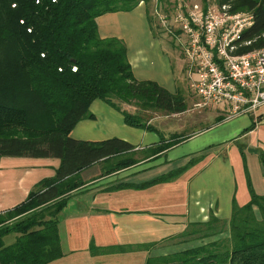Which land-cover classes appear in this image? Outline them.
Instances as JSON below:
<instances>
[{"label":"trees","instance_id":"16d2710c","mask_svg":"<svg viewBox=\"0 0 264 264\" xmlns=\"http://www.w3.org/2000/svg\"><path fill=\"white\" fill-rule=\"evenodd\" d=\"M139 1L0 0V159L24 156L59 161L54 175L40 180L22 202L0 213V264H49L62 257L58 214L70 192L83 185L80 172L97 162L105 164L104 174L136 162L131 153L134 146L123 139L93 142L70 136L80 120L94 117L89 110L93 100L119 111L127 125L149 130L152 126L143 113L186 110L182 94L134 77L122 40L98 33V16L130 11ZM157 1L156 10L169 11L178 0ZM214 2L229 4L232 12L253 14V24L237 42V53L264 47V0ZM146 13L152 26L148 9ZM124 106L142 113H130ZM181 139L175 135L146 153L156 155ZM191 163L149 183L170 180ZM246 176L250 199L242 206L233 201L228 237L151 256L145 264H264V194H256ZM216 221L206 223L203 237L218 233ZM12 233L14 241L5 244L3 238ZM127 247L90 244L89 249L103 254L124 252Z\"/></svg>","mask_w":264,"mask_h":264},{"label":"crops","instance_id":"0c3cea01","mask_svg":"<svg viewBox=\"0 0 264 264\" xmlns=\"http://www.w3.org/2000/svg\"><path fill=\"white\" fill-rule=\"evenodd\" d=\"M96 23L100 37L124 42L135 78L155 81L171 93L180 91L179 66L155 34L143 5L104 13ZM102 103L100 99L92 101L89 110L94 117L80 120L70 136L93 142L118 136L134 146L131 153L136 162L105 174L97 162L80 172L81 189L71 193L58 214L63 256L49 264H145L151 256L226 238L233 201L242 206L250 199L246 173L254 192L264 194V163L260 159H264V104L234 117H227L226 105L198 109H210L199 115L205 125L179 132L168 126V120L187 110L143 113L152 126L149 130L127 125L119 111ZM99 107L103 109L100 114L96 111ZM130 108L125 109L142 113ZM175 135L182 138L178 143L156 155L146 153ZM190 160L192 163L174 178L149 183ZM58 163L56 158L2 157L0 213L22 202L40 180L54 175ZM212 218L217 220L214 230L218 233L203 237ZM90 244L126 245L128 250L96 254L90 251Z\"/></svg>","mask_w":264,"mask_h":264},{"label":"built area","instance_id":"2783aa9c","mask_svg":"<svg viewBox=\"0 0 264 264\" xmlns=\"http://www.w3.org/2000/svg\"><path fill=\"white\" fill-rule=\"evenodd\" d=\"M155 14L161 26L180 34L197 109L226 105L227 117H234L264 104V47L237 53L242 31L253 24L251 12H232L212 0H178Z\"/></svg>","mask_w":264,"mask_h":264},{"label":"rangeland","instance_id":"374dc122","mask_svg":"<svg viewBox=\"0 0 264 264\" xmlns=\"http://www.w3.org/2000/svg\"><path fill=\"white\" fill-rule=\"evenodd\" d=\"M212 1H215V0H212ZM157 2H158L157 0H148L147 2H145L144 0H140L138 5H143L145 9L149 10V13L153 21L152 27H153L155 34H157L161 38L163 44L165 43V45L168 47L169 54L172 55L173 63L178 64L177 68L179 66L178 70L181 72V83H180L181 87H180V91H175L174 93L178 92L182 94V97L184 98V101L186 104V110H187V112L184 115L169 119L168 126L174 129L175 131H179V132L185 129H187V131L191 129H197L205 125V122H206V120L202 119L199 115L205 114L206 111H209L210 109L209 110H206V109L198 110L194 106L198 97L194 93L193 88L190 86V79L188 78V75H187L186 58H185V55L183 54V46L179 41L180 34L178 30H176L174 27L172 28L173 30L169 31L159 24L158 17L155 14V7L157 5ZM157 10L160 12L163 11L162 9H158V8ZM102 104L108 107L107 103H106L107 105L105 103H102ZM124 107L131 109L130 108L131 106H124ZM96 111L98 114H100L103 112V109L99 107L97 108ZM153 113L154 112L150 114H153ZM155 113H161V112H155ZM98 124H102V122L99 121ZM106 131L111 132V129H106ZM116 131L117 133H121V131L119 130H116ZM114 137H118V136H114ZM178 153L179 152L175 153L174 155H177ZM100 164H101V168L104 167L103 163H100ZM222 183L224 185L225 181H222ZM81 187L82 185L78 184L76 188L73 189L70 193L80 190ZM3 239H4L5 244H10L15 239V234L13 233L8 234Z\"/></svg>","mask_w":264,"mask_h":264}]
</instances>
